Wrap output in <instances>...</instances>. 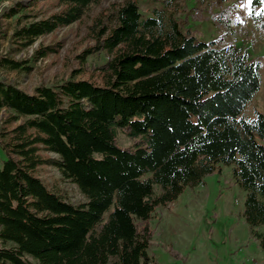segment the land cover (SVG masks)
Wrapping results in <instances>:
<instances>
[{"label": "trees", "instance_id": "16d2710c", "mask_svg": "<svg viewBox=\"0 0 264 264\" xmlns=\"http://www.w3.org/2000/svg\"><path fill=\"white\" fill-rule=\"evenodd\" d=\"M138 1L91 13L99 0H17L3 12L15 16L10 35L0 17V38L15 43L0 68L31 71L61 40L28 57L15 52L72 22L85 26L79 42H87L56 83L28 91L0 79L8 110L0 125V264H156L148 253L154 212L219 160L233 163L243 219L264 248V113L243 114L261 61L233 41L198 38L187 14L166 11L174 0L150 14ZM218 1L229 0L189 15L227 28L236 5ZM247 15L264 27V0H249ZM119 132L128 144L118 143ZM51 165L85 201L47 186L38 170Z\"/></svg>", "mask_w": 264, "mask_h": 264}, {"label": "rangeland", "instance_id": "374dc122", "mask_svg": "<svg viewBox=\"0 0 264 264\" xmlns=\"http://www.w3.org/2000/svg\"><path fill=\"white\" fill-rule=\"evenodd\" d=\"M10 1L9 3L13 4L17 0ZM22 1L26 3L29 0ZM123 1L99 0L98 3L92 4L90 12H95L102 6L107 7L111 2ZM213 1L174 0L172 4L166 6V11L187 14L189 22L195 26L196 35L201 40L217 39L218 44L233 41L261 61L258 90L246 103L243 114L250 117L255 111L264 113V27H257L247 15L249 0L218 1L221 5L227 3L236 5L230 11L231 20L227 28L222 24L216 25L210 18L197 22L191 18L189 13L192 9L194 11L202 9V13L206 14ZM138 2L145 14H150L149 9L152 6H161L160 0ZM9 6L6 4L2 7L0 17L4 24L9 23L10 35L15 25V16L6 17L3 14ZM217 10L218 8L213 9ZM43 15H46V12L39 14ZM261 19L264 21V15ZM84 32V25L78 27L76 22H72L57 29L54 36L51 34L39 36L29 46L16 51L15 56L28 57L40 43H51L53 39L62 42L59 52L35 60L29 72L0 68V79L16 83L28 91L41 83L60 81L77 65L75 54L87 43L79 42ZM244 35L250 39L241 40ZM12 47H15V43L11 38H0V55L5 53L11 55ZM7 114V108L2 107L0 125ZM117 141L125 145L129 143V138L119 132ZM4 157L5 153L0 148V164ZM232 167L233 163L215 161L213 169L203 174L199 183L186 184L175 198L154 212L150 224L155 232L148 253L154 257L156 264H264V248L259 245L258 239L253 236L242 216L245 190L235 181ZM38 174L48 187L63 193L72 203L77 204L86 200L78 185L62 177L56 166L39 167ZM104 214L107 215L108 210Z\"/></svg>", "mask_w": 264, "mask_h": 264}, {"label": "built area", "instance_id": "2783aa9c", "mask_svg": "<svg viewBox=\"0 0 264 264\" xmlns=\"http://www.w3.org/2000/svg\"><path fill=\"white\" fill-rule=\"evenodd\" d=\"M22 1V0H21ZM176 1H178V0H176ZM9 2H11L10 0L8 1V0H5L4 2H3V0H0V10L2 9V7L3 6H5L6 4H8V5H12V4H10ZM4 3H6V4H4ZM250 39V37L249 36H246V35H244V36H242L241 37V40H244V41H246V40H249ZM4 108H5V106H3ZM2 107H0V109H1Z\"/></svg>", "mask_w": 264, "mask_h": 264}, {"label": "snow or ice", "instance_id": "6c2138e0", "mask_svg": "<svg viewBox=\"0 0 264 264\" xmlns=\"http://www.w3.org/2000/svg\"><path fill=\"white\" fill-rule=\"evenodd\" d=\"M250 2H251V0H250Z\"/></svg>", "mask_w": 264, "mask_h": 264}]
</instances>
